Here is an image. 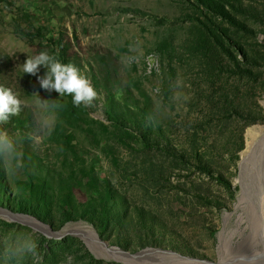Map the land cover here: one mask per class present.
I'll return each instance as SVG.
<instances>
[{
  "label": "rangeland",
  "instance_id": "rangeland-1",
  "mask_svg": "<svg viewBox=\"0 0 264 264\" xmlns=\"http://www.w3.org/2000/svg\"><path fill=\"white\" fill-rule=\"evenodd\" d=\"M232 1L246 14L224 18L199 0H0V86L22 101L0 130L19 132L24 117L58 175L50 186L0 161V208L55 233L0 214V239L31 231L36 264H122L56 234L81 224L130 253L170 252L142 264H264V229L249 208L264 185V0ZM41 51L90 81L91 107L22 72ZM140 89L152 99L147 110ZM37 96L63 105L48 113L50 133L38 127ZM104 98L130 108L109 116ZM250 128L262 130L248 146Z\"/></svg>",
  "mask_w": 264,
  "mask_h": 264
},
{
  "label": "clouds",
  "instance_id": "clouds-1",
  "mask_svg": "<svg viewBox=\"0 0 264 264\" xmlns=\"http://www.w3.org/2000/svg\"><path fill=\"white\" fill-rule=\"evenodd\" d=\"M41 68L43 75H38ZM24 74L36 76L41 89L48 93L55 91L60 97L71 96L76 107H91L97 98V92L90 81L81 74L80 70L71 63H62L58 54L41 51L35 56L28 55L21 65ZM50 99L41 100L37 96L38 106L41 109L38 118V127L41 132L50 133L55 121L48 115L62 109L63 105ZM22 111V101L10 88L0 86V125L7 124L12 117H17ZM148 123L155 125V115L146 117ZM24 136L19 132L13 134L0 130V161L12 172L25 167L22 148ZM39 259L38 243L31 231L15 234L10 238L0 239V264H24L31 261L36 264Z\"/></svg>",
  "mask_w": 264,
  "mask_h": 264
},
{
  "label": "bare ground",
  "instance_id": "bare-ground-1",
  "mask_svg": "<svg viewBox=\"0 0 264 264\" xmlns=\"http://www.w3.org/2000/svg\"><path fill=\"white\" fill-rule=\"evenodd\" d=\"M264 128V127H262ZM262 128H250L248 130L247 136H248V146H251L253 143V139L256 137V135L262 130ZM244 200V199H242ZM241 200V201H242ZM264 185L262 190V195L259 198V200L251 201L249 208L256 213L258 216V219L261 220V227L264 229ZM0 214L12 221H19L22 223H29L33 226H36L40 230L46 232L49 235H55L53 231L50 228L40 226L41 223L38 222V219L32 216H27L25 214H20V212L14 213L13 211L0 208ZM32 217V218H31ZM44 227V228H42ZM66 231H69L68 234H74L77 236H80L82 239L86 241V243L89 245L91 250L96 253L97 256L112 259L117 262H120L122 264H142L143 262L154 259H161L166 256L169 252L158 250V249H146L141 251L140 253L131 254L130 252H127L119 247L116 246H110L109 244H106L105 242H102L100 237L98 236V233L95 229L81 225V224H75L73 226H70L66 229ZM232 242V239L229 237H224L223 240V246L222 250L225 251L230 246ZM241 246V245H240ZM261 256H264V248L261 251ZM176 258H179L178 255L175 256ZM182 259V258H180ZM184 262L191 263V264H198L199 261L193 260L190 258H183ZM142 262V263H141ZM223 264V263H221Z\"/></svg>",
  "mask_w": 264,
  "mask_h": 264
},
{
  "label": "trees",
  "instance_id": "trees-1",
  "mask_svg": "<svg viewBox=\"0 0 264 264\" xmlns=\"http://www.w3.org/2000/svg\"><path fill=\"white\" fill-rule=\"evenodd\" d=\"M199 1L202 4H204L207 8L211 9L212 11H214L215 13L219 14L220 16L224 18L235 19L231 14L232 10H235L237 12H241L244 14H246L247 12L246 5H244V3L241 1H232V0H225V1L223 0H199ZM225 4L229 6V9L226 8ZM214 47L216 48L217 45H214ZM63 63H65V61H63ZM140 91L145 95H143L144 100L139 101L138 104L142 105L143 108L147 110L149 107L151 108L152 106V99L146 93H144V90L140 89ZM123 93L125 96L128 95V96H132L133 98H136L133 96L129 87L124 88ZM104 100H105L106 113L109 116H111L112 113L114 114L115 108L122 110V111L129 110L130 108V105L126 106V105H120L117 103L114 104L112 103L110 98H107V99L104 98ZM136 104L137 103L133 101L132 105H136ZM27 123L28 122L24 119V117L18 118V126H19L18 131L20 134L24 136L22 148L24 152L25 167L23 168V170L26 175V178L31 179V178L36 177L38 180L47 178L46 183L50 186H54L52 182L49 180V177L54 178L58 176L56 174V169L54 165L52 164V162L48 161L46 158L43 159L40 156V152L36 150L30 138L29 131L27 129V126H28ZM7 209L13 212L15 211V212L21 213V211H18L16 209L15 210L9 209V208ZM74 218H77V217L71 216L69 220L74 219Z\"/></svg>",
  "mask_w": 264,
  "mask_h": 264
},
{
  "label": "water",
  "instance_id": "water-1",
  "mask_svg": "<svg viewBox=\"0 0 264 264\" xmlns=\"http://www.w3.org/2000/svg\"><path fill=\"white\" fill-rule=\"evenodd\" d=\"M263 209H264V205H263ZM69 233V231H59V232H56V234H58V235H61L60 237H64L66 234H68ZM98 236H99V234H98ZM100 237V236H99ZM100 239H101V241L102 242H105L106 244H108L106 241H104L101 237H100ZM120 248V247H119ZM147 249H149V248H147ZM146 250V249H145ZM128 252V251H127ZM141 252V251H140ZM140 252H138V253H140ZM167 252V251H166ZM170 253V252H169ZM131 254H135V253H131ZM167 255V254H166Z\"/></svg>",
  "mask_w": 264,
  "mask_h": 264
}]
</instances>
